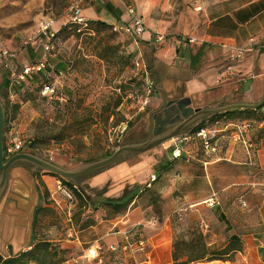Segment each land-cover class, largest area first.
Segmentation results:
<instances>
[{"label":"rangeland","instance_id":"obj_1","mask_svg":"<svg viewBox=\"0 0 264 264\" xmlns=\"http://www.w3.org/2000/svg\"><path fill=\"white\" fill-rule=\"evenodd\" d=\"M73 1L0 0L5 146L22 142L23 152L66 170L107 158L128 143L144 142L151 113L159 109L153 102L155 80L150 75L154 49L142 44L132 48L130 41L105 22L88 19L87 25L73 23L69 12ZM46 19L55 20L59 31L51 53L39 34ZM43 61L49 66L42 72L21 79L28 66ZM48 85L55 89L54 94L44 93ZM151 86L153 92L149 93ZM120 100L122 104L117 106ZM233 119L237 118L225 119L222 114L208 117L186 130L181 136L188 139L182 142L176 141L179 136L148 152L124 155L113 167L129 166L131 171L118 178L104 177L111 167L78 180L72 189L60 176L39 170L35 180L47 196L46 204L35 215L32 246L24 253L36 246L39 249L23 264H147L150 255L152 264H174L170 259L174 244L182 239L191 242L201 234L211 251L229 254L211 264H244L245 237L264 230V180L258 179L254 167L233 163L216 167L210 176L197 162L226 158L233 143H240L235 138L240 134L237 126L245 123L250 126L248 131L255 126L254 117L248 115L238 117V125L227 128ZM203 121L204 129L215 132L216 154L207 153L194 133ZM32 144L37 149H32ZM177 149L182 151L180 159L174 157ZM167 162L169 168L164 169ZM127 187L138 188L140 194L126 211L121 204L97 211L87 208L74 191L92 197L105 192L111 197L117 190L119 194L112 198H119ZM214 194L220 205L212 209L208 200ZM131 210H136L134 221L142 222L140 236L151 242L160 229L147 226L157 222L169 225V241L160 249L150 247L147 254L113 251L122 240L113 232L126 229L114 225ZM99 239L104 242L102 261L83 260ZM7 260L1 258L0 264Z\"/></svg>","mask_w":264,"mask_h":264},{"label":"crops","instance_id":"obj_2","mask_svg":"<svg viewBox=\"0 0 264 264\" xmlns=\"http://www.w3.org/2000/svg\"><path fill=\"white\" fill-rule=\"evenodd\" d=\"M128 5H133L137 15L145 19L147 32L139 38L124 32L117 34L130 41L132 48L142 44L154 49L150 75L155 80L153 102L159 109L165 98L168 101L191 98L194 106L201 109L264 101V0H92L83 6V17L87 21L105 22L113 29L131 26L133 18L127 11ZM158 34L165 41L158 42ZM182 38L197 42L184 44L180 42ZM248 115L254 117L255 126L250 131L244 128L245 123L237 126L242 135L235 138L240 143H233L226 158L197 160L210 176L216 167L233 163L246 169L254 167L258 179L264 180V108L231 111L225 119H237L226 126H236L238 117ZM184 139L187 136L176 141ZM234 157L236 161L232 160ZM130 169L112 167L104 177L118 178L126 170L129 174ZM36 177L33 167L26 164H19L10 172L7 191L0 201V259L15 258L32 246L35 213L43 204V192ZM117 194L114 190L109 197ZM213 197L217 198V194ZM134 213L136 210H131L114 228L126 222L130 226L141 225L142 222L134 221ZM150 225L147 227L160 229L151 241V247L160 249L169 241V225L157 222ZM260 229L244 239V264H264V230ZM149 258L147 264H152L151 255ZM170 259L173 261V257Z\"/></svg>","mask_w":264,"mask_h":264},{"label":"water","instance_id":"obj_3","mask_svg":"<svg viewBox=\"0 0 264 264\" xmlns=\"http://www.w3.org/2000/svg\"><path fill=\"white\" fill-rule=\"evenodd\" d=\"M264 108V101L256 105L235 104L223 108L201 109L194 106L191 98L168 101L164 99V105L152 115H155L152 135L141 143H128L107 158L84 164L74 170L63 169L36 154L25 152L18 153L11 158L6 155L5 126L7 121L6 109L0 98V201L7 191L10 172L19 164H27L33 167V173L39 170L56 174L67 182L76 183L94 173L107 170L115 166L126 154H138L148 152L165 142L184 135L186 130L197 122L215 115L225 114L235 110H259Z\"/></svg>","mask_w":264,"mask_h":264},{"label":"built area","instance_id":"obj_4","mask_svg":"<svg viewBox=\"0 0 264 264\" xmlns=\"http://www.w3.org/2000/svg\"><path fill=\"white\" fill-rule=\"evenodd\" d=\"M86 1L92 0H74L69 8V12L72 14V21L78 25H87L88 21L83 17V6ZM200 9V8H199ZM128 13L133 18V25L126 26L123 28L114 27L115 33L124 32L126 34L132 35L135 38H139L147 32V26L145 19L137 15L136 8L133 5L127 6ZM56 21L53 19H46L41 23L39 28V34L47 41L45 48L51 53L54 50V47L51 46L58 38L59 31L55 30ZM165 37L157 35V41H165ZM181 43L184 44H193L197 41L193 38H182L180 39ZM48 61H43L39 63L36 67L28 66L24 71V74L21 76V79L31 77L35 72H42L48 65ZM153 86L150 87L149 93L153 92ZM45 94H54L55 89L51 86H46L44 90ZM249 125H245L244 128L249 129ZM198 137L201 138L203 143V148L207 153L216 154L218 152V147L214 144V139L216 137L215 132L202 129L198 134ZM242 135V132L239 134ZM24 145L22 142H14L10 148H7V156L11 158L12 156L23 152ZM182 155L181 149H177L174 153L175 158H180ZM64 193L71 198V195L64 191ZM210 208H216L218 206V201L216 197H213L208 201ZM124 226L127 228L124 230H115L113 232L114 236H119L122 238L120 243L117 246H113L112 250L130 252L133 255L147 254L151 247V242L148 238L140 236V227L141 225L130 226L128 222L124 223ZM104 251V242L103 240H97L93 245L84 253L82 259L88 262L102 261V254Z\"/></svg>","mask_w":264,"mask_h":264},{"label":"trees","instance_id":"obj_5","mask_svg":"<svg viewBox=\"0 0 264 264\" xmlns=\"http://www.w3.org/2000/svg\"><path fill=\"white\" fill-rule=\"evenodd\" d=\"M9 85V82H7V86ZM122 104L121 100L117 103V106H120ZM231 114V112H227L226 114H222L225 116H228ZM7 115V113H6ZM218 115L212 116L217 117ZM205 121V120H204ZM195 128L194 133H199L203 127V123ZM32 149H37L36 144H32ZM7 152V148H6ZM164 169L169 168V163L167 162L164 166ZM66 185L72 189H75L76 185L72 182L65 181ZM77 194L78 199L80 202L85 204L87 208H91L93 210H99L104 207H115L117 204H121L123 209L126 211L128 210L129 206L136 202V200L139 198V189L134 188L130 190L129 187H127L124 190V193L119 198H110L105 196V192H99L95 196H87L79 191L74 190ZM46 195L42 194V206L36 210L35 215L37 216L41 211L42 208L46 204ZM39 246H36V249ZM34 248V249H35ZM173 262L174 264H196V263H211L214 261H222L220 257L229 255L228 253H224L223 251L221 253L213 252L210 250V247L208 246L207 242L204 240L202 234L198 237L196 240H192L191 242H187L186 240H178L174 246H173ZM34 249L30 253H21L17 257L12 258L11 260H7V264H23L25 259H28V256L34 253Z\"/></svg>","mask_w":264,"mask_h":264},{"label":"flooded vegetation","instance_id":"obj_6","mask_svg":"<svg viewBox=\"0 0 264 264\" xmlns=\"http://www.w3.org/2000/svg\"><path fill=\"white\" fill-rule=\"evenodd\" d=\"M155 115H151V118H150V125H149V136L147 137V139H149L152 135V130H153V123L155 122ZM146 139V140H147ZM7 155V154H6ZM27 165V164H26Z\"/></svg>","mask_w":264,"mask_h":264}]
</instances>
